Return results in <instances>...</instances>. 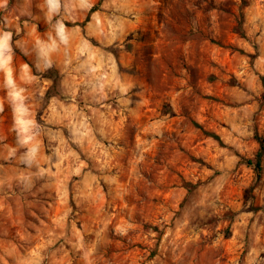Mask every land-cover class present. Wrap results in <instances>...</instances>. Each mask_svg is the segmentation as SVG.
<instances>
[{"label": "clouds", "instance_id": "1", "mask_svg": "<svg viewBox=\"0 0 264 264\" xmlns=\"http://www.w3.org/2000/svg\"><path fill=\"white\" fill-rule=\"evenodd\" d=\"M0 264H264V0H0Z\"/></svg>", "mask_w": 264, "mask_h": 264}]
</instances>
